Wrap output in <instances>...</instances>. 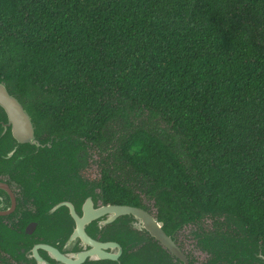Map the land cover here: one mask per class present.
Listing matches in <instances>:
<instances>
[{
  "label": "trees",
  "instance_id": "trees-1",
  "mask_svg": "<svg viewBox=\"0 0 264 264\" xmlns=\"http://www.w3.org/2000/svg\"><path fill=\"white\" fill-rule=\"evenodd\" d=\"M0 82L113 191L264 249V0H0Z\"/></svg>",
  "mask_w": 264,
  "mask_h": 264
},
{
  "label": "flooded vegetation",
  "instance_id": "flooded-vegetation-1",
  "mask_svg": "<svg viewBox=\"0 0 264 264\" xmlns=\"http://www.w3.org/2000/svg\"><path fill=\"white\" fill-rule=\"evenodd\" d=\"M31 120L39 144L27 142L0 106V264H264V249L235 223L201 217L168 225L154 199L134 190L130 201L127 191L111 189L128 184L105 180L113 176L106 153L73 137L39 135Z\"/></svg>",
  "mask_w": 264,
  "mask_h": 264
},
{
  "label": "water",
  "instance_id": "water-1",
  "mask_svg": "<svg viewBox=\"0 0 264 264\" xmlns=\"http://www.w3.org/2000/svg\"><path fill=\"white\" fill-rule=\"evenodd\" d=\"M0 106L10 112V117L18 124L17 132H19V128L22 127L20 133H27V142L39 144V138L36 136L35 127L32 123L31 117L24 110L19 100L9 92V89L4 82H0ZM113 208L119 209V207ZM122 210L128 214L145 213L148 216L146 212L132 207H122ZM150 221L154 223L155 227H161V223H158V219L150 218ZM160 236H166L163 230L161 231Z\"/></svg>",
  "mask_w": 264,
  "mask_h": 264
}]
</instances>
